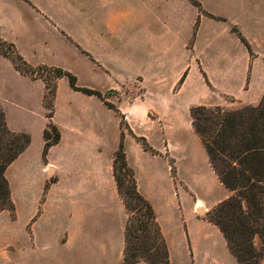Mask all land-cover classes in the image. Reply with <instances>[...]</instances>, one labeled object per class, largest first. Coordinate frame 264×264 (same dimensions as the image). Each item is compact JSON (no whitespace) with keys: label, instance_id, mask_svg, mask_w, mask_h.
Returning a JSON list of instances; mask_svg holds the SVG:
<instances>
[{"label":"crops","instance_id":"0c3cea01","mask_svg":"<svg viewBox=\"0 0 264 264\" xmlns=\"http://www.w3.org/2000/svg\"><path fill=\"white\" fill-rule=\"evenodd\" d=\"M196 1L200 5L192 0H0V38L32 65L63 67L78 80L88 76L89 82L81 86L103 91L138 82L148 110L163 108V101L152 103L150 95L162 98L181 80L182 93L192 92L194 81L231 93L244 85L246 101L258 104L264 95V35L259 32L264 31V0ZM243 17L252 33L241 22ZM64 82H59L52 117L61 139L45 158L44 132L50 123L46 83L21 72L0 50V103L7 124L31 137L6 171L17 218L4 210L0 219L7 217L12 228L15 224L18 228L7 233L4 244L0 242L2 264H123L127 218L114 174L121 129L114 131L111 141L106 120L89 118V99L94 97L71 87V100L60 107ZM130 114L128 121L136 131ZM126 153L140 192L157 213L171 264L185 246L196 254L202 240L210 250L229 249L216 225L212 223L210 234L200 238L196 232L200 220L190 224L169 205L165 189L169 174L154 166L160 154L127 138ZM206 154V174L211 178L214 173L220 181ZM226 191L219 202L229 196ZM181 221L188 232L177 228Z\"/></svg>","mask_w":264,"mask_h":264},{"label":"trees","instance_id":"16d2710c","mask_svg":"<svg viewBox=\"0 0 264 264\" xmlns=\"http://www.w3.org/2000/svg\"><path fill=\"white\" fill-rule=\"evenodd\" d=\"M192 1L200 5L196 0ZM235 31L251 51L246 38L238 29ZM4 42L0 38L2 51ZM19 58L23 60L21 55ZM65 76L74 90L103 98L101 91L78 86L77 77L73 73L58 68L56 79ZM47 89L49 92L45 99L50 94L54 99L57 95V83ZM52 106H47L50 109V123L44 132L45 156L61 139L60 130L52 122ZM110 107L115 108L114 105ZM190 113L193 128L202 140L211 166L221 183L231 192L208 212V220L221 230L238 264H260L264 257V95L258 105L240 109L198 105L193 106ZM53 131L54 136L51 134ZM141 141L145 150L153 151L145 137H141ZM30 143V135L12 131L4 110L0 111V193L7 203V206L0 208V212L8 209L15 215L16 205L6 171ZM114 174L128 212L125 264L140 261L148 264H171L169 247L157 213L151 202L140 192L135 171L129 165L124 134L115 153ZM137 208L141 212L138 216L134 214ZM256 238L261 242L260 248L255 245Z\"/></svg>","mask_w":264,"mask_h":264},{"label":"rangeland","instance_id":"374dc122","mask_svg":"<svg viewBox=\"0 0 264 264\" xmlns=\"http://www.w3.org/2000/svg\"><path fill=\"white\" fill-rule=\"evenodd\" d=\"M241 22L249 28V32L252 33L254 31L251 24H249L247 17H243ZM259 32L264 35V31ZM256 41H258V39H256ZM190 47L192 46L190 45ZM261 47H263L261 43L258 44L257 42V48L262 49ZM250 52L251 55L254 54L252 47ZM2 53L11 57L16 66L21 69H19L21 72L31 77L43 79L46 83V88L50 86L54 87L57 83L58 90L59 82L62 79H65V82L61 85V101L59 106L61 107L64 103H68L71 100L69 89L72 87L68 77L65 76L61 79H56L58 68H62L64 70L67 69L45 64L32 65L17 51L12 43L7 41L4 42ZM19 55H21L25 61L21 60ZM258 55L260 54L258 53ZM73 64L80 67L82 66L79 62H74ZM87 82H89L88 76H81L79 80L77 79V84L80 87H86L81 85ZM194 82H192L193 86L190 88V91L192 92L190 93H186V91L183 93L180 92L183 83L181 80L174 90L168 92V94L164 95L162 98L158 95H150L152 103L163 101V108L160 111L147 109L145 90L138 82L134 85L126 83L124 87H119L117 89H104L101 91L103 98H100L97 95H90L94 98L92 99L91 97V99H89V105L92 110L89 118L91 120L98 118L106 120L109 124L106 126V131L110 130L109 138H111V141H114V131L119 130L120 127L121 136L124 134L125 149L126 138L135 146H137V144L143 146L141 137L146 135L147 142L153 148V151L149 152L153 155L160 154L158 155V158L160 159L155 162L153 161L154 166L156 167V163L161 167V169L165 172L167 171V174H169L168 184L166 185L167 188H165L168 189L167 198H169V205L176 210L175 212L178 217L181 216L182 219H184L183 216L186 215L190 224L193 220H200L198 221L200 222V225H198V230L196 232L199 234L200 238H203V235L210 234V231L214 228L212 223H209L210 221L207 216L208 212L216 206H214L216 202H219V200L226 195L227 191L214 173H211V178H209L205 172V168H203L205 165L207 169H209V162L202 140L192 126V118L189 110L193 106L198 105H207L211 107L222 106L227 109H240L249 105H258L260 102L258 104H253L246 101L244 98V85L236 93H231L227 92L225 87L208 88L207 86L202 87L201 84L198 83L194 84ZM48 92L49 89H46V94H48ZM177 103H179L178 108L171 107ZM49 104L53 105L54 115L56 111V97L52 99L51 94L47 95V99H45L47 115L50 112V109L47 107ZM110 105H114L115 108L110 107ZM117 108L119 110H117ZM2 110L3 107L0 103V111ZM126 112L131 113V122L136 131L133 130L131 124L129 123ZM58 118L60 120H64V114H59ZM94 127L95 126L91 127V129H94ZM51 134L54 136L55 132L53 131ZM43 155L46 158L47 154L45 156L44 150ZM230 194L231 192L229 191L228 195ZM198 202L202 203V207L198 206ZM123 204H125L124 200ZM2 206H7V203L3 201L0 193V208ZM200 209H202L203 212H201ZM8 211L11 213L10 210ZM125 213L127 223L128 212L126 207ZM139 213H141L139 208L135 209L134 214L138 216ZM171 214L173 215L174 213ZM11 215L14 220L17 218V212H15V215H13V213H11ZM11 223V220L7 217L0 219V242L3 241L2 244H4L7 233L18 228L17 224L14 225L15 228H12ZM183 224L184 222L181 221L177 228H180L181 233H184V230L188 232L187 225ZM206 240H209V238ZM202 241L200 249L197 250L194 255L192 251H188L186 246L185 248L179 249V251L175 254V263L238 264L236 257L229 251L228 248L217 247V249L210 250L205 247L207 245L206 242L204 240ZM255 245L257 248H260L261 246V242L258 238L255 239ZM1 247L0 264H2L3 256V253H1ZM10 249L13 251L15 248ZM12 254L13 256L16 255L14 252ZM123 264H125L124 261ZM260 264H264V257L261 258Z\"/></svg>","mask_w":264,"mask_h":264},{"label":"bare ground","instance_id":"6f19581e","mask_svg":"<svg viewBox=\"0 0 264 264\" xmlns=\"http://www.w3.org/2000/svg\"><path fill=\"white\" fill-rule=\"evenodd\" d=\"M198 206H199V207H202V203L199 202V203H198Z\"/></svg>","mask_w":264,"mask_h":264},{"label":"water","instance_id":"95a60500","mask_svg":"<svg viewBox=\"0 0 264 264\" xmlns=\"http://www.w3.org/2000/svg\"><path fill=\"white\" fill-rule=\"evenodd\" d=\"M200 211H201V212H203V210H202V209H200Z\"/></svg>","mask_w":264,"mask_h":264}]
</instances>
